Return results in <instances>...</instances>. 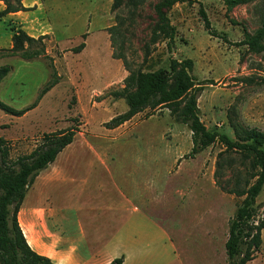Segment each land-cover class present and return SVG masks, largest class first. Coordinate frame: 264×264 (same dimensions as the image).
<instances>
[{"label": "rangeland", "instance_id": "rangeland-1", "mask_svg": "<svg viewBox=\"0 0 264 264\" xmlns=\"http://www.w3.org/2000/svg\"><path fill=\"white\" fill-rule=\"evenodd\" d=\"M158 1L133 5L131 0H119L113 7V0H22L23 10L0 16V48L10 47L18 28L34 37L45 34V52L59 78L23 115L0 109V136L8 140L10 156L15 158L33 150L43 133L78 124L72 143L41 172L42 178L53 181L43 184L38 179L36 188L33 183L24 206L46 203L65 224L77 214L85 219L95 213L100 195L106 202H116L118 191L133 192L136 185L133 202L147 219L134 213L132 205L122 204L119 223L124 216L137 214L131 223L140 237L136 244H128L127 264H227L224 244L229 219L243 198L229 189L236 178L243 182L248 161L237 151L224 152L219 142L192 155L190 129L175 121L166 107L144 110L107 128L105 122L127 109L117 93L128 72L122 60L112 56L122 54L129 69L167 67L169 56L191 58L193 76L204 82L197 106L206 127L231 138L236 128L264 130V52L254 53L240 43L245 32L253 33L260 26L264 0L231 8L225 0L178 2L168 10L176 29L170 47L161 36L152 37ZM200 10L217 35L205 28ZM80 42L84 48L74 52ZM3 64L10 71L0 83V101L15 109L30 106L49 79L47 60H24L0 51ZM39 189L45 199L35 197ZM30 197H35L33 202ZM256 210L257 216L264 213V185ZM132 228L123 234L127 239ZM261 237L255 257L247 264H264V229Z\"/></svg>", "mask_w": 264, "mask_h": 264}, {"label": "trees", "instance_id": "trees-1", "mask_svg": "<svg viewBox=\"0 0 264 264\" xmlns=\"http://www.w3.org/2000/svg\"><path fill=\"white\" fill-rule=\"evenodd\" d=\"M5 8L0 10V16L23 10L22 0H1ZM142 0H131L137 5ZM187 0H160L154 4L156 21L152 29V37L161 36L170 47L173 43L176 29L171 24L168 10L178 2ZM254 0H225L228 8L247 4ZM120 4L113 0V7ZM205 28L212 35L209 20L203 10H200ZM116 25L110 27L111 29ZM45 34L38 37L29 35L18 28L11 35V45L0 48L6 56H17L24 60L43 57L50 69L49 79L38 90L34 102L25 108L15 109L0 101V109L13 116H21L27 110L34 108L38 101L58 83V75L53 65L52 57L46 54L43 39ZM113 40V39H112ZM113 43V41H112ZM247 49L260 54L264 52V16L260 26L253 33H244L240 42ZM85 46L80 42L73 47L74 52H80ZM114 58L122 60L127 69L124 86L117 93L123 97L127 109L114 115L107 122V128H114L131 119L144 110L153 111L166 107L174 120L188 126L191 131L194 155L209 145L219 142L226 151H237L243 161H248V170L243 182L235 179V185L229 192L243 196L234 214L229 219L228 236L224 247L227 264H247L255 257L261 242V231L264 229V213L256 215V198L264 185V130L255 127L236 128L235 138L229 137L217 128H208L199 117L197 106L198 93L203 83L197 81L192 74L193 61L191 58L177 59L168 57L167 67L129 69L126 58L122 54H114ZM7 64L0 65V83L9 73ZM78 124L51 132H45L40 142L29 153L10 156V144L0 136V264H55L49 257L34 251L27 242L18 222V211L36 176L49 164L54 162L57 155L72 143ZM219 153V157L224 154ZM220 170L217 161L216 173ZM124 255L113 258L107 264H122Z\"/></svg>", "mask_w": 264, "mask_h": 264}, {"label": "crops", "instance_id": "crops-1", "mask_svg": "<svg viewBox=\"0 0 264 264\" xmlns=\"http://www.w3.org/2000/svg\"><path fill=\"white\" fill-rule=\"evenodd\" d=\"M88 167L89 169H105L104 166ZM41 172L34 179L35 188L40 181L43 184L53 181L52 177L49 179L47 176L42 178ZM85 180L83 179V181ZM83 185L81 183V186ZM117 194L119 200L116 202L111 200L106 202V199L100 195L96 207L93 209L95 213L88 214L84 217L85 219L82 218L81 214H77L70 220V223L65 224L57 217L55 209L49 205L46 206V203L39 201V203H31V205L28 203L24 206V201L27 198L25 195L18 211V222L31 248L37 253L49 257L55 264H107L121 254L124 255L122 264H127L130 257L128 244H136L140 237H137V232H133L135 223H131L132 220L135 221L137 214L126 215L122 225L119 223V211L122 209V204L132 205L134 213L139 212L140 217L147 218L144 212L137 210L133 202L132 197L136 196V185L133 192L118 191ZM35 197L41 200L45 199L46 196H44L42 189H39ZM35 197H30L29 201ZM23 213L24 216L21 217ZM132 217L134 218L132 219ZM112 223L114 226L109 228ZM104 225L108 229L103 228ZM130 227H133L132 233L128 235L127 239V236L123 234ZM159 229L165 233L161 226ZM164 238L169 242L166 233ZM171 247L174 250V246L171 245ZM174 254L176 256L175 252Z\"/></svg>", "mask_w": 264, "mask_h": 264}]
</instances>
